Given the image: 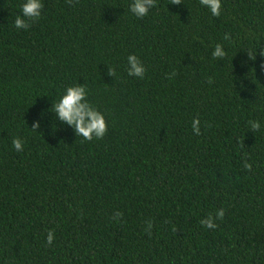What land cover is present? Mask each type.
<instances>
[{"label": "trees", "instance_id": "trees-1", "mask_svg": "<svg viewBox=\"0 0 264 264\" xmlns=\"http://www.w3.org/2000/svg\"><path fill=\"white\" fill-rule=\"evenodd\" d=\"M20 2L0 0V264H264V127L249 126L264 122V0H222L219 17L157 0L144 18L129 0H44L27 31ZM77 83L103 138L54 120Z\"/></svg>", "mask_w": 264, "mask_h": 264}, {"label": "clouds", "instance_id": "clouds-1", "mask_svg": "<svg viewBox=\"0 0 264 264\" xmlns=\"http://www.w3.org/2000/svg\"><path fill=\"white\" fill-rule=\"evenodd\" d=\"M157 0H129L128 11L137 18H144L149 15L152 8L156 6ZM204 8L208 9L213 17H219L222 14V0H199ZM44 10V0H21L20 13L14 19V27L17 30L27 31L30 28L29 21L39 19ZM231 39L230 34L225 33L224 41ZM227 55L225 45L217 43L212 51L214 59L222 60ZM127 74L130 77L143 79L146 68L140 58L135 54H129L127 57ZM109 75H115V69H109ZM211 82V81H209ZM89 90L83 83H77L68 86L58 99L54 100L51 105V112L54 114V120L70 126L77 136L85 140L93 138H103L107 132L108 125L105 114L101 112L89 99ZM41 121L38 119L33 122L30 129L36 131L40 128ZM58 127V125H55ZM249 126L253 131H260L264 127V122L260 120H250ZM193 131L199 134L200 121L194 119L192 122ZM12 145L16 151H23L24 142L20 138H15ZM246 167H250L246 165ZM120 215V213H117ZM224 210L219 209L215 215L209 214L200 223L208 229L217 227L216 220L223 219ZM54 240L53 232L49 231L47 242L51 244Z\"/></svg>", "mask_w": 264, "mask_h": 264}]
</instances>
